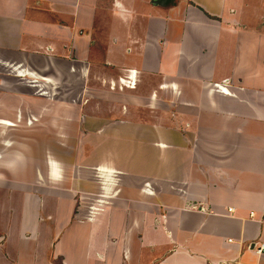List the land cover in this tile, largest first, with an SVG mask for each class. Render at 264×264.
Here are the masks:
<instances>
[{"label":"crops","instance_id":"obj_1","mask_svg":"<svg viewBox=\"0 0 264 264\" xmlns=\"http://www.w3.org/2000/svg\"><path fill=\"white\" fill-rule=\"evenodd\" d=\"M33 101L89 113L93 176L49 164L39 242L0 153V264H264V0H0V127Z\"/></svg>","mask_w":264,"mask_h":264},{"label":"rangeland","instance_id":"obj_2","mask_svg":"<svg viewBox=\"0 0 264 264\" xmlns=\"http://www.w3.org/2000/svg\"><path fill=\"white\" fill-rule=\"evenodd\" d=\"M112 86L115 87V84ZM56 87L51 93L52 99H56L55 102L62 94V90L59 91L60 86ZM116 89L120 91L117 84ZM53 103H46L49 106L35 101L27 106L25 103H21L22 107L17 108L18 117L15 128L10 132V129L0 127L1 161L8 171L13 166L18 169L16 172H10L11 175L8 173L5 175L7 181L3 183L6 186L3 189L8 192L6 193L7 208H17L16 211L23 218V221L20 222L21 225L24 222L23 227L32 230L33 235L38 236L39 242L40 239L46 237V229L56 227V215L59 210L63 209L62 205L61 208L57 206L58 199L63 200L67 190H71L69 187H63L68 186V183L63 185L60 180L52 181L48 178L49 164L52 162L55 166L60 167L61 172L63 170L66 176L69 175L70 183L75 177L80 182L91 180L93 176L92 171L78 168L79 166H88L86 160L90 159L92 150L90 143L93 144L95 137L92 135L90 120L86 117L89 113L80 114L76 119L74 118L75 121H68L61 109H56V104ZM146 107L145 111H150L148 110L150 107ZM141 108L146 109L143 106ZM31 116L34 121L29 123V120L32 119ZM28 118L30 119L27 123ZM26 168L30 170L27 172ZM10 185L12 188L15 187L14 189L18 192L19 198H15V201L14 197H10L11 193L9 195V190L12 189ZM76 189L83 191L84 188L78 185ZM78 190L75 191V193L78 192V197L86 195ZM2 210H5L4 206ZM48 217H50L49 224L45 226L44 224L47 223L45 219ZM31 226L33 229L30 228Z\"/></svg>","mask_w":264,"mask_h":264},{"label":"built area","instance_id":"obj_3","mask_svg":"<svg viewBox=\"0 0 264 264\" xmlns=\"http://www.w3.org/2000/svg\"><path fill=\"white\" fill-rule=\"evenodd\" d=\"M131 76V75H130ZM123 82L125 81V80H122ZM126 82V81H125ZM128 83V85H132L133 87L135 86V82H133L132 84L131 83H129V82H127ZM264 253V244H260L259 245V247H258V249H257V254H259V255H262Z\"/></svg>","mask_w":264,"mask_h":264},{"label":"bare ground","instance_id":"obj_4","mask_svg":"<svg viewBox=\"0 0 264 264\" xmlns=\"http://www.w3.org/2000/svg\"><path fill=\"white\" fill-rule=\"evenodd\" d=\"M134 76H133V74H131V78H133ZM130 79V78H129ZM129 83H131V80L130 81H128ZM123 83H127V82H123ZM127 85V84H126Z\"/></svg>","mask_w":264,"mask_h":264}]
</instances>
